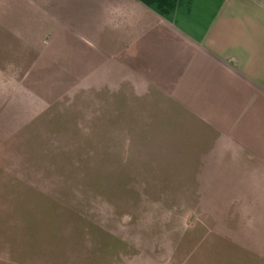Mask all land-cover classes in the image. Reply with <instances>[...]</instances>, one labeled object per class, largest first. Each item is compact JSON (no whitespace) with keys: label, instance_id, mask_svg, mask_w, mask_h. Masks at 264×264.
<instances>
[{"label":"rangeland","instance_id":"rangeland-1","mask_svg":"<svg viewBox=\"0 0 264 264\" xmlns=\"http://www.w3.org/2000/svg\"><path fill=\"white\" fill-rule=\"evenodd\" d=\"M18 47L0 43V264H264L259 205L204 186L208 129L161 92L57 83Z\"/></svg>","mask_w":264,"mask_h":264},{"label":"crops","instance_id":"crops-1","mask_svg":"<svg viewBox=\"0 0 264 264\" xmlns=\"http://www.w3.org/2000/svg\"><path fill=\"white\" fill-rule=\"evenodd\" d=\"M0 43L57 83L163 93L210 131L204 186L264 219V0H0Z\"/></svg>","mask_w":264,"mask_h":264}]
</instances>
